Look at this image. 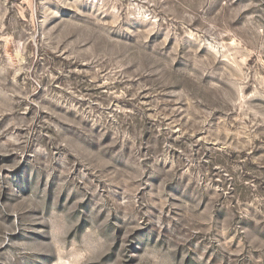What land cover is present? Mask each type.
<instances>
[{"label":"rangeland","instance_id":"1","mask_svg":"<svg viewBox=\"0 0 264 264\" xmlns=\"http://www.w3.org/2000/svg\"><path fill=\"white\" fill-rule=\"evenodd\" d=\"M0 264H264V0H0Z\"/></svg>","mask_w":264,"mask_h":264}]
</instances>
